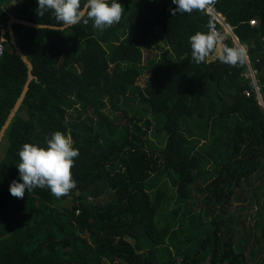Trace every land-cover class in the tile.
<instances>
[{
  "label": "trees",
  "instance_id": "1",
  "mask_svg": "<svg viewBox=\"0 0 264 264\" xmlns=\"http://www.w3.org/2000/svg\"><path fill=\"white\" fill-rule=\"evenodd\" d=\"M204 1L246 45L264 99V0ZM117 2L119 23L60 32L49 28L58 27L51 11L37 14L38 0H0V25L15 3L18 19L48 26L12 25L34 79L0 146V264H247L240 217L253 203L264 242V109L243 77L246 61L221 62L225 46H238L201 5L173 15V0ZM211 27L221 52L197 63L190 37ZM28 72L6 33L0 133ZM57 131L79 150L76 188L13 197L19 151L46 147Z\"/></svg>",
  "mask_w": 264,
  "mask_h": 264
},
{
  "label": "clouds",
  "instance_id": "2",
  "mask_svg": "<svg viewBox=\"0 0 264 264\" xmlns=\"http://www.w3.org/2000/svg\"><path fill=\"white\" fill-rule=\"evenodd\" d=\"M173 3L178 6L170 10L175 15L176 12H191L200 6L201 0H173ZM49 11L58 23V27L50 29L64 32L69 27L80 23L87 25L92 21L95 29L103 31L120 22L124 7L117 0H85L83 4L81 0H38L37 14L42 18ZM37 28L42 30L48 26L40 23ZM222 39L214 30L197 32L190 37L192 58L197 63L204 62ZM246 58V45L225 46L220 55L221 62L231 65L242 64ZM18 155L17 168L22 182L11 183L9 190L13 197L23 199L26 190L31 192L35 188H48L55 197L60 198L76 188L72 169L79 150L74 148L71 135L57 131L47 139L46 147L25 143Z\"/></svg>",
  "mask_w": 264,
  "mask_h": 264
},
{
  "label": "rangeland",
  "instance_id": "3",
  "mask_svg": "<svg viewBox=\"0 0 264 264\" xmlns=\"http://www.w3.org/2000/svg\"><path fill=\"white\" fill-rule=\"evenodd\" d=\"M13 5L14 6H10L9 7L10 12H11L10 15H9L10 17L17 15V12L14 11V9L16 7V4H13ZM215 17L223 21V19H221L220 16L215 15ZM225 31H226V29H225ZM70 39H71V41L73 43L76 41V38H75V36L72 33H70ZM223 40H224V38L222 39V41ZM222 41L217 45L216 52L214 53V55L212 57L209 58L210 60H213L214 58L219 56V53L221 51V46L220 45H221ZM153 55H154V53L152 55L146 54V59L152 58ZM257 98L259 100V103L261 102V104H262V106L264 108V99L262 101H260L262 99V96L261 97H257ZM136 104L137 103H135L134 106ZM70 113H71V115H74L73 112H70ZM119 115H120V119L124 120V119H122L121 112H119ZM111 116L114 117V114H111ZM251 191H252L251 185H247L246 188H244L243 192H242V198L244 199V200H242L243 204L241 202H239L237 205H234V207L231 208V212L235 210V207H240L241 204H242V206L248 205L247 203H244V202H246V201H248L250 199ZM256 210H257V206H256L255 203H253V205H251V208L245 209L242 212V215L240 217V221H241L240 231L242 232L241 234L243 235L244 232H246L248 234L249 233L251 234V237H250L249 241L247 242V246H246V248H247V256H248V263L247 264H257L258 259H260V258L264 259V242L260 243L259 240H260V233L261 232H260V230H257V228L255 227L256 219L254 217V214L256 213ZM243 222H244V225H243ZM128 240L130 242L134 243V241L131 238H129V237H128ZM251 251H253L252 254L255 253V255L253 257H252ZM117 263L118 264H125L123 262H120V260H117ZM260 264H264V263H260Z\"/></svg>",
  "mask_w": 264,
  "mask_h": 264
},
{
  "label": "water",
  "instance_id": "4",
  "mask_svg": "<svg viewBox=\"0 0 264 264\" xmlns=\"http://www.w3.org/2000/svg\"><path fill=\"white\" fill-rule=\"evenodd\" d=\"M211 14L215 17V14H217V13L215 11H213V12H211ZM216 20L226 29L227 34L230 35L233 38V41L235 42V44L237 46H240L241 44L239 43L238 38L234 35V33L232 31V28L224 21V19L222 21V20L216 18ZM15 23H19V24H23V25L30 26V27H35V28H37V25H38V24L27 22V21H24V20H21V19H18V18H11L9 20V22H8V25H7V30H8V35H9L10 41H11L16 53L18 55H20L22 60L27 65L29 72H28V82H27V84H26V86L24 88V91H23L22 95L20 96L19 100L17 101L13 111L11 112V114H10L8 120H7V122L5 123L4 127L1 130V133H0V146H1L2 141H3V137H4V134H5V131L7 130L9 125L11 124L13 118L16 116V114H17V112H18V110H19V108H20V106H21V104H22V102H23L28 90H29L30 83L34 79V75H33V72H32V70H33L32 64L27 59V57L23 54V52L21 51V49L19 48V46H18V44H17V42L15 40V35H14V32H13V28H12V25L15 24ZM49 28H51V27H49ZM227 28L230 30L231 33H229ZM246 59L248 60V56H247ZM260 105L262 106L261 102H260Z\"/></svg>",
  "mask_w": 264,
  "mask_h": 264
},
{
  "label": "built area",
  "instance_id": "5",
  "mask_svg": "<svg viewBox=\"0 0 264 264\" xmlns=\"http://www.w3.org/2000/svg\"><path fill=\"white\" fill-rule=\"evenodd\" d=\"M200 5L202 7H205L209 14H211V12L214 11L213 7L211 5H208L204 0H201V4ZM250 24L251 25H256V21L252 20V21H250ZM210 30H214L215 32L219 33L218 30L215 27H211L209 29V31ZM5 42H6V40H5L3 31H2L1 25H0V57L4 53ZM245 61H246L247 71L243 75V77H244V79L246 81H250L252 87L254 88V92H255L256 96L257 97H261L260 87H259L258 81H257V71L253 69V67H252V65H251V63L249 61V58H248V60L246 59ZM245 94H246V96L249 97V96H251V91L246 90Z\"/></svg>",
  "mask_w": 264,
  "mask_h": 264
},
{
  "label": "crops",
  "instance_id": "6",
  "mask_svg": "<svg viewBox=\"0 0 264 264\" xmlns=\"http://www.w3.org/2000/svg\"><path fill=\"white\" fill-rule=\"evenodd\" d=\"M13 4H15V3H13ZM11 6H13V5H11ZM14 11H15V9H14ZM10 13H11V12H10ZM9 15H10V14H9ZM14 17L17 18V15L10 17V19H11V18H14ZM8 22H9V21H8ZM8 22H7L6 25H1V28H2V31H3V34H4L5 38H6V33H8V30H7ZM220 52H221V51H220Z\"/></svg>",
  "mask_w": 264,
  "mask_h": 264
},
{
  "label": "bare ground",
  "instance_id": "7",
  "mask_svg": "<svg viewBox=\"0 0 264 264\" xmlns=\"http://www.w3.org/2000/svg\"><path fill=\"white\" fill-rule=\"evenodd\" d=\"M215 15H217V14H215ZM227 29H228V28H227ZM228 31H229V33H231L229 29H228ZM262 100H263V98H262L260 101H262Z\"/></svg>",
  "mask_w": 264,
  "mask_h": 264
}]
</instances>
